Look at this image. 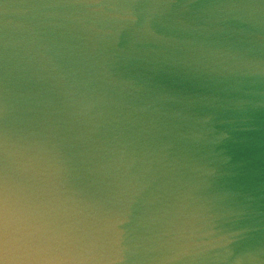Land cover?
I'll return each mask as SVG.
<instances>
[{
    "label": "water",
    "instance_id": "water-1",
    "mask_svg": "<svg viewBox=\"0 0 264 264\" xmlns=\"http://www.w3.org/2000/svg\"><path fill=\"white\" fill-rule=\"evenodd\" d=\"M0 264H264V0H0Z\"/></svg>",
    "mask_w": 264,
    "mask_h": 264
}]
</instances>
